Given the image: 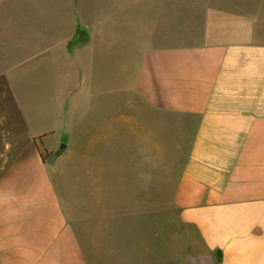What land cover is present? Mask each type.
Segmentation results:
<instances>
[{
	"label": "crops",
	"instance_id": "crops-1",
	"mask_svg": "<svg viewBox=\"0 0 264 264\" xmlns=\"http://www.w3.org/2000/svg\"><path fill=\"white\" fill-rule=\"evenodd\" d=\"M19 7L78 79L57 151L12 123L29 47L0 38V264H264V0H0V26Z\"/></svg>",
	"mask_w": 264,
	"mask_h": 264
},
{
	"label": "rangeland",
	"instance_id": "rangeland-1",
	"mask_svg": "<svg viewBox=\"0 0 264 264\" xmlns=\"http://www.w3.org/2000/svg\"><path fill=\"white\" fill-rule=\"evenodd\" d=\"M15 13L6 16L5 23L0 26V38L3 41L12 42L17 47L22 44L29 47V69L25 74H11L12 92L17 91L18 96L27 98L29 103L27 106L22 105L20 100L6 103L11 110V115L16 119L12 123L22 133H46L45 139L48 141V147L53 148L57 145V151H61L66 139L63 127L64 115L60 104L62 97L56 94L52 100L54 96L52 94L58 84H62L65 89L69 90V87L77 81L78 72L74 63L69 59L67 45L63 43L60 36L54 35L48 39L29 31V13L32 16L36 15L35 10L31 9L28 14H24L19 7ZM42 26L40 22L38 27ZM22 59L20 54H15L10 58L14 63H21ZM0 62L2 63L1 56ZM1 82L2 85L5 83L3 74H0ZM11 98L14 99L13 94ZM22 109L29 114V121L22 119ZM40 149L43 150L42 145ZM68 157L69 160L65 167L58 171L51 170V178L56 191L65 196L67 192L68 195L74 192L73 187L67 184V180L73 176L77 168H80L79 157L77 158L74 153ZM148 251L153 258L155 251L152 248Z\"/></svg>",
	"mask_w": 264,
	"mask_h": 264
},
{
	"label": "trees",
	"instance_id": "trees-1",
	"mask_svg": "<svg viewBox=\"0 0 264 264\" xmlns=\"http://www.w3.org/2000/svg\"><path fill=\"white\" fill-rule=\"evenodd\" d=\"M78 44V43H82V40H80V37L77 36L75 38H73V40L71 41V44ZM40 154H41V157L43 159V161L46 159L47 156L51 155V153H47V151L43 148V150H40Z\"/></svg>",
	"mask_w": 264,
	"mask_h": 264
}]
</instances>
